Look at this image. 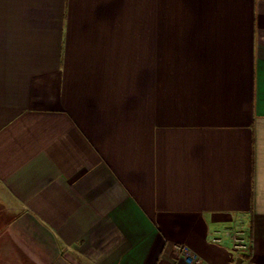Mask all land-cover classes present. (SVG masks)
I'll list each match as a JSON object with an SVG mask.
<instances>
[{
    "label": "crops",
    "instance_id": "obj_1",
    "mask_svg": "<svg viewBox=\"0 0 264 264\" xmlns=\"http://www.w3.org/2000/svg\"><path fill=\"white\" fill-rule=\"evenodd\" d=\"M0 203L14 264H264V0H0Z\"/></svg>",
    "mask_w": 264,
    "mask_h": 264
},
{
    "label": "built area",
    "instance_id": "obj_2",
    "mask_svg": "<svg viewBox=\"0 0 264 264\" xmlns=\"http://www.w3.org/2000/svg\"><path fill=\"white\" fill-rule=\"evenodd\" d=\"M231 241L232 248L234 251L241 253L247 249L248 245V237L245 235L244 231L238 228H234L231 230ZM215 242H220L221 239L219 237L213 238ZM178 250L182 252L183 258L187 260L189 263L195 262L198 260L197 254L190 249L188 246L180 244L177 246Z\"/></svg>",
    "mask_w": 264,
    "mask_h": 264
},
{
    "label": "rangeland",
    "instance_id": "obj_3",
    "mask_svg": "<svg viewBox=\"0 0 264 264\" xmlns=\"http://www.w3.org/2000/svg\"><path fill=\"white\" fill-rule=\"evenodd\" d=\"M10 220V216L6 213L4 206L0 203V231L4 229L7 223ZM7 252V253H6ZM0 264H14V257H6L5 255L10 254L11 251H7L6 249L0 250ZM18 260V258H16ZM10 262V263H9Z\"/></svg>",
    "mask_w": 264,
    "mask_h": 264
}]
</instances>
